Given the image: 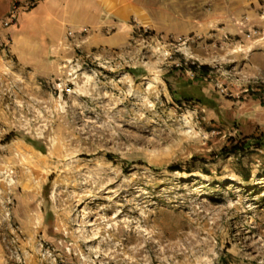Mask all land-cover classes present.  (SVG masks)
<instances>
[{"label":"rangeland","instance_id":"1","mask_svg":"<svg viewBox=\"0 0 264 264\" xmlns=\"http://www.w3.org/2000/svg\"><path fill=\"white\" fill-rule=\"evenodd\" d=\"M26 1L0 0V264H264V147H240L264 130V0L185 37L142 25L146 0L6 26Z\"/></svg>","mask_w":264,"mask_h":264},{"label":"crops","instance_id":"2","mask_svg":"<svg viewBox=\"0 0 264 264\" xmlns=\"http://www.w3.org/2000/svg\"><path fill=\"white\" fill-rule=\"evenodd\" d=\"M72 0H55V2H46L42 4L39 11L43 7L50 5L51 12L53 16L58 18L62 13L63 9L59 7L61 4H66V8L70 11V2ZM115 2H122V0H113ZM243 0H163L157 3L155 0H146V19H142V25H152L154 23L155 17H161L163 22L154 24L158 27L160 31L176 37L185 36H201L206 35L210 32H216L220 29L228 30L232 27L226 25L228 24L225 20L226 17L235 13V2ZM226 2L225 15L221 13L220 6ZM117 6H114V12L118 11ZM91 10V8H90ZM89 9L79 10L76 7H71V12L73 17H78L83 14L87 16L86 13L90 14ZM223 15V16H220ZM30 18V15H25ZM21 17H19L20 20ZM25 20V17H22ZM94 18V17H93ZM221 21H225L226 24H220ZM94 23V21H93ZM223 23V22H222ZM95 26L102 28L104 31L110 30L111 28L118 29V33L115 36L101 35L97 38V42L104 45L118 44L122 41L124 36H126L128 30H124L122 23L116 22L114 20H105L102 22L94 23ZM108 27L109 29H106Z\"/></svg>","mask_w":264,"mask_h":264},{"label":"trees","instance_id":"3","mask_svg":"<svg viewBox=\"0 0 264 264\" xmlns=\"http://www.w3.org/2000/svg\"><path fill=\"white\" fill-rule=\"evenodd\" d=\"M190 69L196 74V75H200V76H206L208 74V72L210 71V66L208 65H198V64H191ZM191 86L187 85L186 90L182 93V96L185 100H192V99H203L201 98V96H196L198 93L195 92V90H192L190 88ZM196 96V97H193ZM201 101V100H200ZM205 101H208L207 98H205ZM12 135L7 136L6 141H9L11 139ZM252 143H254L257 147H264V130L261 131L258 135L252 134L250 136L247 137V140L244 141L241 144V149H248V147H250V145H252ZM40 150L43 151V149L40 148ZM229 152L231 153H237L238 152V148L237 146H233ZM193 161H197L198 158H193ZM173 171H176L177 169L174 168H170Z\"/></svg>","mask_w":264,"mask_h":264},{"label":"built area","instance_id":"4","mask_svg":"<svg viewBox=\"0 0 264 264\" xmlns=\"http://www.w3.org/2000/svg\"><path fill=\"white\" fill-rule=\"evenodd\" d=\"M37 4L38 0H27L26 2H24L22 7L14 5L8 14L7 20L5 21V25L10 26L17 23L20 8L27 11L35 7Z\"/></svg>","mask_w":264,"mask_h":264}]
</instances>
